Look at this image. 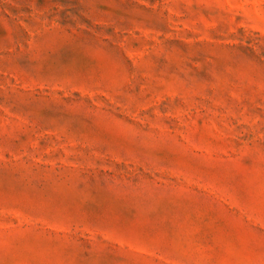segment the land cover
Here are the masks:
<instances>
[{
    "label": "rangeland",
    "instance_id": "374dc122",
    "mask_svg": "<svg viewBox=\"0 0 264 264\" xmlns=\"http://www.w3.org/2000/svg\"><path fill=\"white\" fill-rule=\"evenodd\" d=\"M0 264H264V0H0Z\"/></svg>",
    "mask_w": 264,
    "mask_h": 264
}]
</instances>
